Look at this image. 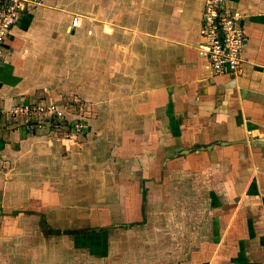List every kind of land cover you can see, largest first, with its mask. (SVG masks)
<instances>
[{"label": "crops", "instance_id": "0c3cea01", "mask_svg": "<svg viewBox=\"0 0 264 264\" xmlns=\"http://www.w3.org/2000/svg\"><path fill=\"white\" fill-rule=\"evenodd\" d=\"M204 1L19 15L0 106L46 99L65 117H0V264H264V0H225L246 39L234 74L198 55Z\"/></svg>", "mask_w": 264, "mask_h": 264}, {"label": "built area", "instance_id": "2783aa9c", "mask_svg": "<svg viewBox=\"0 0 264 264\" xmlns=\"http://www.w3.org/2000/svg\"><path fill=\"white\" fill-rule=\"evenodd\" d=\"M45 0H0V63L6 58L5 41L16 24L19 15L29 6L42 4ZM74 17L71 25H77ZM201 41L197 47L198 55L207 60L214 74H234L240 70L241 56L245 47V33L242 18L231 14L225 0H205L200 27ZM2 115L14 118L20 116L27 131L56 126L65 117L64 107L51 100L27 101L0 106ZM85 128L83 118L72 124V130L81 133Z\"/></svg>", "mask_w": 264, "mask_h": 264}, {"label": "rangeland", "instance_id": "374dc122", "mask_svg": "<svg viewBox=\"0 0 264 264\" xmlns=\"http://www.w3.org/2000/svg\"><path fill=\"white\" fill-rule=\"evenodd\" d=\"M197 3H202V1L203 0H195ZM65 96H66V94H65ZM75 103H76V99H73V101L72 102H68V101H64V104H65V106H66V108H67V111H72L73 110V107H76V109L78 110V112L80 113V116H82L83 117V115L81 114V112H80V109H78V106H75ZM65 110V109H64ZM73 112H74V110H73ZM77 112V111H76ZM64 130L66 131L67 129L66 128H59V129H57L56 131H57V133H58V135L60 136V137H66L67 135V133L66 132H64ZM86 130H87V128H86ZM97 136L98 135H96V134H94V139H96L97 138ZM60 142V141H59ZM108 171H111L110 169H108ZM108 204H111V203H108ZM121 232V231H120Z\"/></svg>", "mask_w": 264, "mask_h": 264}]
</instances>
